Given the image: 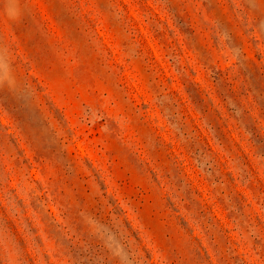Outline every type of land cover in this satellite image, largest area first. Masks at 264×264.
<instances>
[{
	"label": "rangeland",
	"instance_id": "374dc122",
	"mask_svg": "<svg viewBox=\"0 0 264 264\" xmlns=\"http://www.w3.org/2000/svg\"><path fill=\"white\" fill-rule=\"evenodd\" d=\"M0 264H264V0H0Z\"/></svg>",
	"mask_w": 264,
	"mask_h": 264
}]
</instances>
